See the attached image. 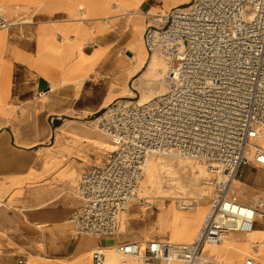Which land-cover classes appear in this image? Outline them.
<instances>
[{"label":"crops","instance_id":"1","mask_svg":"<svg viewBox=\"0 0 264 264\" xmlns=\"http://www.w3.org/2000/svg\"><path fill=\"white\" fill-rule=\"evenodd\" d=\"M190 1L0 0L12 22L0 30V264H93L97 246L149 240L141 211L116 236L75 235L73 180L112 151L94 115L156 70L141 40L150 16ZM247 165L241 182L256 170ZM261 213L249 241H264ZM224 241L234 243L230 231ZM217 251L204 243L201 254Z\"/></svg>","mask_w":264,"mask_h":264},{"label":"built area","instance_id":"2","mask_svg":"<svg viewBox=\"0 0 264 264\" xmlns=\"http://www.w3.org/2000/svg\"><path fill=\"white\" fill-rule=\"evenodd\" d=\"M11 24L0 7V30ZM141 40L148 56L163 64L164 91L141 103L118 97L94 115L114 147L103 165L78 176L75 190L83 204L72 216L73 232L114 235L145 159L183 156L213 176L193 240L123 242L112 249L119 264L130 257L137 264H209L212 259L201 255L205 242L219 244L231 230L250 231L259 216L230 191L249 155L264 167V148L255 142L264 129V0H191L151 15ZM92 262L104 263L103 247L94 248ZM252 262L247 255L244 264Z\"/></svg>","mask_w":264,"mask_h":264},{"label":"bare ground","instance_id":"3","mask_svg":"<svg viewBox=\"0 0 264 264\" xmlns=\"http://www.w3.org/2000/svg\"><path fill=\"white\" fill-rule=\"evenodd\" d=\"M162 14H166V12L160 13L158 15ZM143 52L145 53L144 48ZM149 58L152 63L157 65V75L151 73L149 78L139 87L136 100L140 103L150 98L149 97L146 99L148 97V92H151V95H156L163 91L164 85L160 72L162 68L164 69L163 64L155 55L150 56ZM122 97L134 98V95L129 92L127 95H123ZM104 138L106 139L104 141L106 142L107 147L109 149H113L114 146L111 140H109L110 138ZM258 138L264 145V129ZM151 158L153 157L149 156L145 159L142 168V177L136 195L134 198L128 201L127 208L123 212L124 216L122 226L120 225V228L117 232H115L114 236L124 233L126 229L130 230L132 228L130 222L131 218L141 211L143 212L145 218L143 232L146 239L170 243H189L191 240H193L200 227L202 218L209 206V198L204 196V194L200 191L197 192L198 195H196L194 198H190L191 200L185 198L187 199V202L177 204L176 200L182 197L186 188L193 184V180L206 183L205 179L202 180L204 178L203 170L197 166V163L192 161L193 159L187 160L184 159L185 157L183 156H164L159 158L154 157L157 160H153ZM255 167V172L251 174V177L247 180L246 184H243L242 187L238 189L232 188L230 194H233L239 203L251 207L253 206L255 209H257L259 216L263 217L261 216V212H264V167L259 164ZM146 189H149L153 195L146 197L147 201H150L151 203L146 207H143L139 203V197L142 196ZM200 189L201 187H199V190ZM189 203H193V205L191 207H187L186 204ZM192 214H194V218L191 219L190 216ZM45 234L47 236L45 240L46 244H49L51 241L49 232H46ZM230 234L234 236V243L228 245L225 244L224 240L220 244H215L211 241L205 242L207 246L213 248L215 247L218 250L217 255L219 259L211 258L212 263L209 264H215V260L219 264H227L226 260L232 258H234V264H244L247 255L253 258V262L251 264H264V241H249L250 239L254 238L253 229L244 232L231 230ZM134 241L144 242L137 240ZM112 248H103L104 259L106 262L112 260L113 264H119V257L113 252ZM249 251H253L255 256L253 257L251 254H249ZM87 254L88 256H91L92 259V252ZM135 260L138 261L136 257H130L128 258V263L130 264ZM174 262H176V264H180L177 260L173 262L159 261L155 263L174 264Z\"/></svg>","mask_w":264,"mask_h":264},{"label":"rangeland","instance_id":"4","mask_svg":"<svg viewBox=\"0 0 264 264\" xmlns=\"http://www.w3.org/2000/svg\"><path fill=\"white\" fill-rule=\"evenodd\" d=\"M153 66L154 67H157V65H155V64H153ZM156 71H157V69L154 70L152 73H154V75H157V72ZM163 91H164V86H163ZM133 95H134L135 98H137V96H138L137 93H135ZM151 96L153 97L154 95H151V92H148V97L146 99H148L149 97L151 98ZM255 142H257L262 148H264V145L262 144V142H261V140L259 138ZM248 157H249L248 164L250 163V165H252V169L253 168H256L255 166H257L258 164L254 163L251 160V158H250L251 156L250 155ZM151 159L157 160L154 157L151 158ZM184 159L192 160V159H189V158H186V157ZM192 161H194L195 163H197V166L203 170V176H204V178L202 180L205 179L206 180V183H201L200 181L193 180L192 181L193 184L191 186H188L186 188V190L183 193L182 197L176 200V203L177 204L182 203V202H187V199H185V198H188V200H191L190 198H192V197L194 198L196 195H198L197 192H200V191L207 198H209L210 195H211V192H212V184H211L210 179H213V176L210 173L207 172L206 168L201 163H199V162H197L195 160H192ZM244 168H249V165L246 164V166H244ZM253 170H255V169H253ZM239 172L240 171L237 172L235 181L233 183V189L234 188L235 189H238V188L242 187L243 184H246V182L239 181ZM78 176H79V174L73 180V186H74V188H75V184H76V180H77ZM199 187H201L200 190H199ZM138 192H139V190H138ZM149 195L152 196L153 193L149 189H146L144 191V193L142 194V196L139 197V203H140L141 206L146 207L147 205H149L151 203L150 201H147V198H146ZM123 216H124V213L121 215V226H122V222H123ZM259 217H257V218H259ZM248 253L251 254L253 257L255 256V253L253 251H249ZM174 264H176V262H174Z\"/></svg>","mask_w":264,"mask_h":264}]
</instances>
